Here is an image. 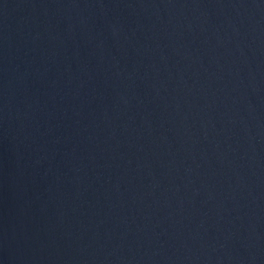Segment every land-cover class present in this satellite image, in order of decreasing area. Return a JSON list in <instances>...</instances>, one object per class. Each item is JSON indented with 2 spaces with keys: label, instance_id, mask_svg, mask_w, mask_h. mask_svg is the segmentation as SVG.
I'll list each match as a JSON object with an SVG mask.
<instances>
[{
  "label": "water",
  "instance_id": "95a60500",
  "mask_svg": "<svg viewBox=\"0 0 264 264\" xmlns=\"http://www.w3.org/2000/svg\"><path fill=\"white\" fill-rule=\"evenodd\" d=\"M0 264H264V0H0Z\"/></svg>",
  "mask_w": 264,
  "mask_h": 264
}]
</instances>
